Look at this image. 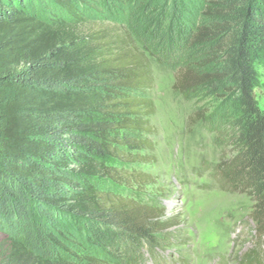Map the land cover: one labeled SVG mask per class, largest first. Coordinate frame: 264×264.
<instances>
[{
    "label": "trees",
    "instance_id": "16d2710c",
    "mask_svg": "<svg viewBox=\"0 0 264 264\" xmlns=\"http://www.w3.org/2000/svg\"><path fill=\"white\" fill-rule=\"evenodd\" d=\"M169 1L198 49L174 90L230 105L235 154L218 175L254 198L264 233V0ZM95 2L0 0V264H142L172 227L139 168L155 161L151 51Z\"/></svg>",
    "mask_w": 264,
    "mask_h": 264
},
{
    "label": "rangeland",
    "instance_id": "374dc122",
    "mask_svg": "<svg viewBox=\"0 0 264 264\" xmlns=\"http://www.w3.org/2000/svg\"><path fill=\"white\" fill-rule=\"evenodd\" d=\"M92 6L152 54L153 84L143 94L155 106L150 119L155 161L139 168L154 177L145 194L164 209L172 227L161 235L160 249L145 251L142 264H264V233L253 219L254 198L230 189L218 175L219 164L235 154L230 105L210 89L192 98L174 90L179 61H194L198 52L186 29L191 17L180 15L169 0H96ZM255 96L264 112V64L258 68ZM199 111L211 115L213 124L194 122ZM4 239L0 233V242Z\"/></svg>",
    "mask_w": 264,
    "mask_h": 264
}]
</instances>
